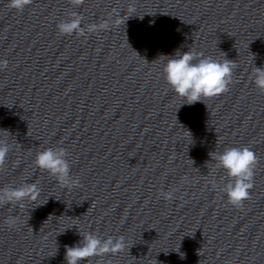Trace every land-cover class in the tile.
Here are the masks:
<instances>
[{"label": "clouds", "instance_id": "obj_1", "mask_svg": "<svg viewBox=\"0 0 264 264\" xmlns=\"http://www.w3.org/2000/svg\"><path fill=\"white\" fill-rule=\"evenodd\" d=\"M32 3L33 0H9L8 7L22 12L26 6ZM69 3L73 7H79L84 3V0H69ZM135 11L134 6H129L127 17L123 21L118 18L115 23H125L129 17L135 15ZM82 22L83 17L77 12H72L68 19L61 20L57 24L58 32L61 35L75 33L83 36L86 32L97 33L110 27L108 21H102L99 24L91 23L83 27ZM161 57L168 58L163 67L167 84L176 96L183 99L184 103L188 105L196 102L204 103L205 99L215 98L227 92L233 83L234 70L238 67L235 61L227 59L226 56L223 60L214 59L194 49L183 53L176 51L174 56ZM7 67L8 61L0 60V71ZM250 80L260 92L264 93V67H254L250 74ZM9 151L10 146L6 140H0V171L5 167ZM209 155L216 162V168L223 169L226 173V177L223 178L226 182L223 183L220 190L226 195L228 203L235 207H241L245 200L250 199V190L254 186L255 169L258 163L255 152L247 146H241L226 147L222 152H211ZM68 157L69 153L65 148L49 147L36 154L34 164L40 170L53 176L62 188L71 190L74 187H80V180L79 177L71 175ZM211 184L214 189L217 187L215 178ZM40 192L41 189L36 182H23L18 187L5 186L0 188V207L12 204L22 208L25 201H37ZM174 193L175 190L161 191L160 196L166 201H171L175 198ZM50 217L52 216L50 215ZM17 222L18 218L12 216H9L5 221L9 227L14 226ZM79 234L83 239L77 245L65 246L67 264H81L86 260L90 262L93 257L103 258L109 254L116 255L124 251L126 247L125 237L122 235L115 238L111 236L102 238L91 231L79 232ZM180 258H185L183 253H180ZM98 264H103L102 260L98 261Z\"/></svg>", "mask_w": 264, "mask_h": 264}, {"label": "water", "instance_id": "obj_2", "mask_svg": "<svg viewBox=\"0 0 264 264\" xmlns=\"http://www.w3.org/2000/svg\"><path fill=\"white\" fill-rule=\"evenodd\" d=\"M243 264H264V256L251 260L249 262L243 263Z\"/></svg>", "mask_w": 264, "mask_h": 264}]
</instances>
